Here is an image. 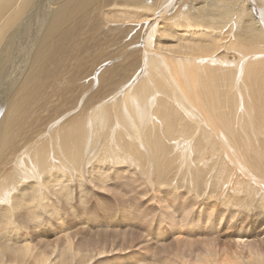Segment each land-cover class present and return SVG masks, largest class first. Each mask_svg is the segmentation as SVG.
<instances>
[{"label":"bare ground","instance_id":"1","mask_svg":"<svg viewBox=\"0 0 264 264\" xmlns=\"http://www.w3.org/2000/svg\"><path fill=\"white\" fill-rule=\"evenodd\" d=\"M258 1L262 2L261 6L258 5ZM174 6L177 7L173 9ZM12 19L13 25L9 34L6 35ZM20 25H22L20 32L16 28L13 29L14 26ZM129 39L132 40L130 45L127 44ZM234 45L240 51L233 54L236 56V59L233 60L231 57H228L229 55L225 57L223 51L222 54L225 58H221L222 55L219 49L224 47L230 51L235 48ZM134 52H136L137 57L135 56L128 60V68H113L119 62V60L113 61L117 55H123L125 56L123 59H125L134 56ZM88 57L91 67L89 72H83L84 69L80 68L85 63L83 60L87 61ZM221 59L224 60L223 63L226 62L224 65ZM238 63H240V66H238ZM101 66L102 68H100ZM85 68L88 67L86 66ZM235 68H239L238 77H234L237 72ZM135 72H137L136 76L131 78ZM228 72L229 74L226 78L232 77L230 81L232 85L240 78V89L243 86L245 87L244 89L248 88V86L249 88L251 87V91L249 90V92L252 98L250 100L246 98V103L249 102L248 105H250L253 101L254 104L252 103L251 108L249 107L250 109H244L243 113H239V109L241 108L238 109L239 111L235 110L239 113L237 125L233 123L236 127L232 126V124L229 126L227 119H224L226 116L222 121H219L221 124L223 122L228 133L232 132L230 135H234L235 140L243 141L246 138L248 141L247 146L249 145L246 154L243 153L245 156L240 154L239 147L241 145H238L241 142H239V144L237 143V152L239 151L237 156L223 151L224 154L221 157L229 164L236 163V165H241L242 162H245L256 176L264 178V134L259 135L260 133H258L257 136L254 134V136L245 137L244 139L241 137L238 139V134L240 133L238 132L237 134V126L243 128L245 124L243 122L240 124V117L242 118L243 114L246 117L248 114L251 116L256 115V117L254 116L255 119L253 116L251 117L256 122L246 119L250 123V126L252 122L253 127H256L257 124L255 123L264 127V2L262 0H0V198L12 201L10 206L0 205V264H90L93 259L107 253L103 244L101 246L98 245V251L94 253L96 248L94 249L92 246H97V244H86L83 246L81 242L75 243L73 240L75 235H72L70 232L72 237L67 230L70 221L67 226L64 221V214L68 211L73 213V216H77L75 213L77 207H74L70 203L73 192L77 195L78 201L83 208L89 201V192L92 189L90 188L91 190H89V187H84L86 182H84L85 185L82 184L83 177L81 176H84V173L82 172L81 174L80 171V167L83 165V168L86 164L87 155L95 151L93 154L100 157L93 158V156V159H97V161L105 160L109 163L111 162L110 160L113 162L116 159V157L115 159L109 158L110 152H114L116 153L114 156L116 155L117 159L122 158L125 160L123 158L125 155L120 158L117 152H115L119 151L118 147L129 154V157L126 156L128 159L134 158L139 161L141 160V162L138 161L139 163H146L144 161L147 156L145 157L144 152L147 150L141 148L146 142L152 156L149 158L150 161L147 160L150 162V166L147 165L145 172L143 171L142 175L139 174V178H141V182L144 184L140 189L143 188L145 191L150 186L163 187L165 185L163 181L167 180L165 178L166 175L164 171L162 173L161 169L160 171L158 170L160 167L155 169V163L162 160V155L168 149L165 145L168 143V140L177 136L178 132L175 131L177 130V128L175 129V125L177 126L179 121L183 123V127L179 125L184 132L188 127L186 121H184L186 118L183 119L180 116L181 114H178V109V111L174 110L173 106L175 105L169 107L168 102L170 101H168L166 96L173 95L175 99L186 102L190 107L197 106V113H201V110H199L201 109L199 106H202L199 101L201 96L199 97L198 93H202V100L204 101H206V98L211 99L212 94L217 90V86L219 85L217 84L219 83V78L222 79V77H217L216 75L219 76L220 73L222 75ZM127 81H130V83L126 87ZM221 81L223 82V80ZM119 86H123L124 88L120 92L121 95H117L116 97V93L119 94ZM90 89L92 90L89 93ZM93 91H96L101 97L96 103L89 104L87 101ZM113 93H115V96H113L116 99L110 105L108 98ZM246 93H243L244 96H246ZM230 94L227 95L230 96ZM240 96H243L242 93ZM119 97L121 98L120 102ZM170 100L172 101V98ZM107 101L109 105L105 104ZM155 102H157V105H154L155 109L153 111L157 112L161 118L159 124H157L156 117L152 116L153 111H151V107H153V103L155 104ZM178 104L180 105V103ZM213 105L215 107L214 102ZM119 106L122 107V110H120ZM109 109H111L110 113ZM70 111L72 112L69 113ZM236 112L234 115H236ZM212 116H215V114ZM198 117L200 119L201 116ZM114 118L118 120L119 125L128 129L129 134H131L129 138L121 129L122 127L118 126L119 134L113 135L116 142L112 139L111 141L109 140L108 133L113 132V125H111L112 122L110 120L113 121ZM126 118L129 121L124 120ZM234 118L232 117V122H234ZM193 122L195 121L193 120ZM216 123L218 124V120ZM210 126L212 127V125ZM138 129L141 130L142 135L137 132ZM194 129L195 125L193 124L192 131ZM252 133L250 134L252 135ZM206 134L210 138L211 134L209 131ZM216 136L218 137L215 134ZM141 139L145 142L143 143ZM183 139L181 141H184ZM221 141L218 140V142ZM200 144H204V142H199V139L193 144V152L197 151V153L195 152L197 155L195 156L194 154L191 165L188 166L189 164L185 163V166H188L185 167L186 169L191 167V172L194 173H192L194 175V183L198 184L207 172L205 167L207 163L204 164L203 162L204 165L197 167L199 166L197 164L198 160L200 162V159H203V156L199 153L203 152L204 147L200 148ZM234 144L230 145L233 147ZM208 145L213 146L214 144L213 142H208ZM213 147L214 149L216 148L215 145ZM259 151L260 153H258ZM233 152L236 153L235 151ZM148 155L150 157L149 153ZM166 155L168 156L169 154ZM211 156L213 155L211 154ZM209 158L212 161L214 160V158ZM88 161H90L89 158ZM122 162L124 163V161ZM129 162H126V164H129ZM167 162L169 161L167 160ZM137 163L134 164L136 165ZM194 163L197 164L196 168ZM64 164H70L69 166L71 167L66 168V172L68 171L67 169H72L71 173H73V179H75L76 184L74 180V183L71 182L72 177H69L70 179L67 177L68 180L63 179L65 182L54 183L58 178V180H61L62 177L66 176V173H61L57 168L64 167ZM130 164L132 167H135L133 163ZM114 165H110V167L109 164L106 167L102 166L111 169V166ZM174 165L176 166V164ZM100 166L96 163L95 167ZM87 167L89 166L87 165ZM55 168L58 170H55ZM180 168L182 169V167ZM83 169L82 171H84ZM128 169L124 170L128 172L126 176L121 174L123 179L119 176V179L124 182L125 186L127 183L124 179L131 178L128 176H134V179L139 180L138 177L136 178L137 174L134 173L136 169L133 170V168L132 171ZM248 169L244 168V172L246 170L249 171ZM91 170L93 171L92 168ZM100 170L98 173H94L93 177L97 179V181L94 180L95 182H101V184L106 182V186L108 183H114L115 187L119 189H121V186L124 187L118 180L109 178L108 172L106 174L105 172H100ZM221 170L218 166L214 171L212 170L211 180L214 179L215 181L218 179L222 175ZM177 171L179 174V170ZM111 172L112 170L110 174ZM159 172L163 181L159 179ZM38 174L42 177L39 180L36 179ZM72 175L70 174V176ZM31 178H35L36 183ZM89 178L91 179L90 183L92 182L93 184L94 181H92L91 177ZM234 179L236 178L234 177ZM255 179L259 180L260 178ZM208 180L210 181V179ZM224 180L226 181L225 178ZM90 183L87 185H91ZM225 184L224 187L226 189L229 186L227 183ZM41 185L44 187L41 188ZM47 186H50V191L45 193ZM174 188L176 187L174 186ZM235 188L237 189L236 186ZM157 189L160 191V188ZM134 191L138 192L140 190L135 189ZM258 191L261 192V189ZM192 192L195 196L196 192ZM260 192L258 193L261 197ZM41 193L43 195L42 201ZM94 193L99 194L96 191ZM144 193L146 194V192ZM232 193L230 194L233 195ZM249 194L251 198V191ZM136 195H140V193ZM150 195L152 196V194ZM132 197L134 201L135 198L138 201V196L133 195ZM207 199H209L208 196ZM209 200L208 203L212 202V200ZM231 201L232 199L228 202L230 203ZM235 202L237 200H233V203ZM222 203L226 206V203ZM64 204L66 207H64ZM98 204L102 206V212L105 213L107 204H104L101 200L100 203L94 202L95 207ZM210 208L209 212L211 215L213 213V206ZM246 209L248 208L246 207ZM259 210L261 212V209ZM102 212L101 214L106 219V213L103 214ZM80 221L79 223L82 224ZM90 221L97 223L102 220L91 217ZM263 223L264 217H262L260 223L256 224V227L263 226ZM28 225L31 228L33 227L32 230L36 234L35 239L36 237H39V240L43 239L41 236L44 235L43 230H45L46 225H49L51 235L53 233V235L58 237L57 234L62 233L64 237L60 243L57 242L58 239H52L49 242L42 240V243H39V241H33L30 238L32 236L27 232L29 229L27 231L23 230ZM96 225L100 226L101 224ZM182 225H184L183 222ZM180 227L183 228V226ZM32 230L29 232L31 233ZM115 232L113 231V233ZM144 232L148 233V231ZM127 233L131 234V231ZM110 235L113 236V234ZM204 241H206L205 247L198 251L196 250L197 252L192 251L195 252L192 258L186 260L180 256L181 260L177 263L264 264V237L257 240L259 242L258 245L246 244L245 249L239 244L235 245V248L222 245L220 240H216L214 243L208 240ZM216 246L218 247L216 248ZM161 257L156 262L152 258H150L152 261L145 259L147 262H142L143 264H170V262L166 263V261L172 260L174 263L177 260L173 257L162 260ZM133 260V264L139 261H135L136 259L134 258Z\"/></svg>","mask_w":264,"mask_h":264},{"label":"rangeland","instance_id":"2","mask_svg":"<svg viewBox=\"0 0 264 264\" xmlns=\"http://www.w3.org/2000/svg\"><path fill=\"white\" fill-rule=\"evenodd\" d=\"M262 1L264 2V0H262ZM258 2H259V4H258ZM258 2H257V4L259 6H261L262 2H260V1H258ZM178 3H180V2H178ZM176 7L177 6H174L173 9H175ZM12 25H13V19L10 21V26H9V28L6 31V35L9 34V31H10ZM15 28L18 29V31L20 32L21 28H22V25L14 26L13 29H15ZM131 43H132V40L129 39L127 44L130 45ZM137 45H139V44H137ZM234 47L235 48L234 49L232 48L233 50H230V51H228L224 47L223 48L221 47V49H219L221 51L220 54L222 55L221 58H223L224 56L226 57L227 55H229L228 57H231L233 60H235L236 56L233 55V54L237 53V52L239 53L240 51H238L239 49L236 47V45H234ZM224 49H225L226 52L224 51ZM222 51H223L224 56L222 54ZM133 55L134 56H130V57L125 58V59H123L125 56L117 55L116 58H115L116 60L113 59V61H118L119 60V62H117L114 65L113 68H128L127 67L128 60L133 58V57H135V56L137 57L136 52H134ZM88 59H89V57L86 59L87 61L83 60V62H85V63L80 68V69H84L83 72H89V70H90L91 65H90V62H89ZM221 61L223 63L224 60L221 59ZM225 63H223V65ZM106 64L108 65V63H106ZM106 64H104V65H106ZM238 64H239L238 66H240V63H238ZM104 65H103V67H104ZM86 66L88 68H85ZM100 68H102V66ZM235 69H236L237 72H236V75H234V77H238L239 76V74H238L239 68H235ZM119 71H117V72H119ZM136 73L137 72H135L134 73L135 75L133 74V76H131V78L136 76ZM221 73H220V75H221ZM228 74H229V72L228 73H223L222 75L223 76L225 75L224 77L222 75L221 76L220 75L219 76L216 75L217 77H222V79L219 78V83H217L219 85L217 86V90L214 91V93H213L214 95L212 94V98L211 99L206 98V101H204V100H202V97H203L202 93H198V96L199 97L201 96L200 99L198 97L200 103L202 104V106H199L201 108V109H199V110H201V113L200 112L197 113L198 112L197 106L196 107H190L188 104H186V102H183V101L181 102L180 100L175 99L173 97V95H170L171 98H172V101H171L170 100L171 98H169L170 96L169 97L166 96V98H168V101H170V102H168L169 107L175 105V106H173L174 110L175 111L179 110L178 114L179 115L181 114L180 116H182L183 119L186 118L184 121H186L188 127L185 129V132L188 133V134L186 135L184 130H182L181 126L183 127V123H181L179 121L177 123L178 127L175 125V129L177 128V130H175V131L178 132V134L176 136L177 138L176 137L175 138L174 137L170 138L168 140V143L171 142V143H169V145H168V143H166V144L164 143L167 146L168 149H166V152L164 154L165 156L162 155L164 158L161 156L162 157L161 159L163 161L161 160L159 162H156L155 166H154L155 169L160 167L158 170L160 171V169H161L162 173L164 171L166 176L169 175L168 177H166L164 175L167 180L163 181V179H161V174L159 172V175H160L159 179H161L164 182V184H165L163 187L150 186V187H155V188H150L149 187L148 189H145V191H144L143 188L140 189L141 187L144 186V184L141 182L142 180H141V178H139V176L143 174V171L145 172V170L147 168V165L150 166V162H149L150 159L149 158H151V156H152L151 152L148 150V145H146V142L144 140H142V139H141L142 142L143 143L145 142V143L143 144L144 147L141 146V148H144L143 150L149 151V152L146 151L147 153L144 152L145 153V157L147 156L145 161H144L146 163H139V162H141V160L140 161L136 160L134 158H131V156H130L131 159H128V157H129L128 155L129 154H127V152L123 151V149L118 148L117 147L118 145L115 143L117 146H114V147H117V149L119 150V151H115V152H117L118 157L120 156V158H121V157H123V155H125L123 158H125L126 161L123 160L122 158H121L122 160L119 159V158L117 159V156L116 155L114 156V154H116L114 152L113 153L110 152L109 158L110 159H115V157H116L117 160L116 159L114 160V161H116V163H114V161L112 162V160H110V159L109 160L112 163L111 162L108 163L105 160H101L103 162H101L100 160L97 161V159H93V158H98L100 156L93 154L95 151H92V154L90 153L89 155H87V160L85 162L86 164L84 165L85 168L84 167H83L84 169L82 168L83 165L81 167L79 166L81 168L80 169L81 174H82V172L84 173V176L83 175H81V176L83 178L84 177L86 178V179L84 178L85 181L82 178V181H83L82 184L85 185L84 182H86V185L84 187L85 188L89 187V190L92 189L91 192L92 191L93 192L92 193L89 192L90 193L89 194L90 197L88 198L89 199V201H88L89 203L87 202L86 206L84 208L79 203L78 197H77V195H75V192H73V195L70 198V203L72 205H74V207H77V210H75V213L77 214V216H73V213L68 211L67 213L64 214V218H65L64 221L66 223V226L68 225V222L70 221L69 226H67V228H68L67 230L69 231L68 232L69 234L71 232L72 235L73 234L75 235L73 237L70 234L74 238L73 240H74L75 243H80L81 242V244L83 246H85L86 244H93V245L97 244V246H92L94 249L96 248L94 250V253H96L98 251V249H97L98 245L101 246V244H103V247L107 250L106 251L107 253H104L99 258L93 259L90 264H133L134 263L133 258L136 259L135 261L139 260L138 262H136V264H139V263L143 264L142 261H144L146 263L150 258H152L153 261L155 260V262L159 261L161 255L163 257V258L161 257L162 260H165V259L167 260V259H169L171 257H173L175 260L177 259L174 263H173L172 260L166 261V263L170 262V264H178L179 261L181 260L180 256H181L182 259L185 258L186 260H189L190 258L193 257L195 252H197L199 249L204 248L205 245H206V241H204V240H208V241H211L213 243L216 242V240H220V243L222 245H226V246L232 247V248H235V245L239 244V245L243 246L244 249H245V245L246 244H254V245L255 244H257V245L259 244V242L257 240L264 237V229H263L264 228V223L262 224L263 226H261V227L260 226L256 227V224L260 223L262 221V217H264V209H262V208H264V207H262V206H264V189H263L264 188V178L256 176L253 173V170L250 168V166L247 165L245 162L241 161L242 162L241 165L240 164L236 165V163L235 164H233V163L229 164L221 156H222V154H224L223 151L225 153H231L233 156H237L239 154V151H241L240 152L241 155H243V153L246 154V150H248L249 145L247 146L248 141H247V139L245 137L254 136V134L257 136L258 133H260L259 135L264 134V127H263V125H259L258 123H255L256 122V120H254L255 117H256L255 114L252 115L254 119L251 118L252 116L250 114H248L250 117L248 115L246 117V115L243 114V116H244V117L242 116L243 119L240 117V119H241L240 120V124H242V122L245 123V124H244L243 128L237 126V134H238V132L240 133V134H238V139H239V137H241L242 139H244V138L245 139L243 141H240V140H235L234 139V135H232V136L230 135V134H232V132L228 133V131L224 127L223 122H222V124H221V122H219V121H222V119L226 116L224 119H227V121L229 123V126H230V124H232V126L236 127L237 118L239 117V113H243L244 109L249 108L250 106H252V103H253V101H252V103L250 102L251 103L250 105H248L249 102L246 103L247 99L250 100L252 98L251 95H250V92H249V90L251 91V87L249 88V86H248L249 89L247 87H246V89H244L245 87L243 86V88L240 89V87H241V84H239V79L240 78L237 79L238 80L237 82L235 81V78H234L235 83L232 85V83L230 82L232 77L229 76L228 78H226L228 76ZM221 80H223V82ZM129 83H130V81H127L125 86L127 87V84H129ZM220 83H221V85H220ZM226 85H228V87H226ZM230 86H232V88H230ZM123 88H124L123 86H119V94L116 93V97H117V95H119V96L121 95L120 92H122ZM91 90L92 89H90L88 92L90 93ZM223 92H225V93H223ZM241 93L243 95L242 97L240 96ZM243 93L244 94L246 93V96L247 95L248 96L247 97L244 96ZM227 94H230V96L227 95ZM113 95L115 96V93H113L112 95H109L110 97L108 99H109L110 103L107 101V102H105V104L109 103L111 105L112 101H114L116 99V97H114ZM232 96L235 97V98H233ZM237 96H238V98H237ZM100 97L101 96L99 94H97L96 91H93L91 93V95L89 96V100L87 102L89 104L93 103V102L96 103V101H98ZM113 97H114V99H113ZM236 98L238 99V101H237ZM207 99H208V101H207ZM222 99H223V101H222ZM120 100H121V98L119 97V102H120ZM154 100H156V98H154ZM233 100H235L236 103ZM213 102L215 104V107H213L214 106ZM241 102H243L242 104L244 106L241 104ZM169 103H171V104H169ZM178 103H180V105ZM217 103H218V105H217L218 107L220 105V109L219 110H218V107L216 106ZM225 103H227V104L229 103V104L227 105ZM232 104L235 107H231V106H233ZM102 105H103V103H102ZM154 105H157V102H155V104L153 103V107H151V109H152L151 111H153L155 109ZM119 107H120V110H122V107L121 106H119ZM211 107H212V109H210ZM216 107H217V109H216ZM239 108H241V109H239ZM73 110H75V109H73ZM220 110H222L223 113H221L222 111H220ZM235 110L239 111V113H237ZM72 111H70L69 113H71ZM108 111L110 113L111 109H109ZM234 111L236 112V115H234L235 114ZM185 114H187V115H185ZM214 114H215L216 117L212 116ZM179 115H178V118H179ZM210 115H211L212 118L209 117ZM217 115H219L220 118H218L219 116H217ZM152 116L156 117L157 124H159V122L161 121V118H160L159 114H157V112L153 111L152 112ZM198 116H201L202 118L200 117V119H199ZM231 116L235 117L234 120H233L234 122H232V117ZM187 118H189V119H187ZM191 119H193L195 122H193V120L191 121ZM246 119H249V120L251 119V120L255 121L254 123L257 124L256 127L252 126V122H251V126H250V123H248V121ZM124 120L129 121L127 118L124 119ZM217 120H218V124L216 123ZM110 121L112 122L111 125H113V132L112 133L111 132L108 133L109 136H112V137L108 136V138H109L110 141L112 139L114 142H116V140H115L113 135L119 134V127L118 126H121V125H119L118 120H116V118H114L113 121L112 120H110ZM133 121H135V120H133ZM209 122L212 123V124H210ZM192 123L195 125V129L193 131H192V125H193ZM233 123H235L236 125L235 124L233 125ZM210 125H212L213 129H211L212 127ZM204 127L212 135V137L210 135L211 139L207 136L206 133H208V131ZM123 128L124 127H122L121 129L123 130V132H125V135L129 138L131 134H129L127 128H124V129ZM196 128H197V130H196ZM247 128L251 129V130L253 129V130L251 131V130H248ZM233 129H235V128H233ZM240 129L243 130V131H241ZM256 129H258V130H256ZM139 130L140 129H138L137 132L141 134L142 132H141V130L139 132ZM178 130L180 131V135H179V131ZM115 131H116V133H115ZM212 131L215 132V133L213 134ZM218 131H220V132H218ZM182 132L185 133V134H183ZM197 132H199V133H197ZM249 132L250 133L253 132L252 135ZM196 133H197V135H196ZM246 133H247V135H246ZM204 134H206L205 136H207V137H205ZM215 134L218 135V137H220V138H218L217 136H216L217 137L216 138ZM178 135H179V138H178ZM190 135H192V136H190ZM239 135H241V136H239ZM180 136H183V137H180ZM184 137H186V138H184ZM230 137H232V138H230ZM108 138H107V140H108ZM189 138L191 139V141H189L190 140ZM204 138H206V139H204ZM182 139L184 141H181ZM198 139H199V142H201V143L204 142V144H200L201 145L200 148L204 147L203 148V152L199 153L201 156H203V159L201 158L200 162L198 160L197 164L199 166H197V164L194 163L195 164V168H196V166L200 167V166L204 165L205 163H207L206 164L207 166H205L206 170H207L206 175L199 182V184L198 183H194V178H193L194 177V175H193L194 173L191 172V167L189 169L185 168V167L190 166L191 162H193L194 154H195V156L197 155L196 154L197 151H195L196 153L193 152L194 151L193 150L194 149V145L193 144ZM206 140L207 141L209 140L208 142H213V144L215 145L216 148L214 149V147H213L214 145L213 146H211V145L209 146L208 142ZM218 140H220V141L221 140H226V141L218 142ZM193 141H194V143H193ZM234 142H235V144H234ZM239 142H241V143L239 144ZM242 142H243V144H242ZM218 143H220V144H218ZM179 144H180V146H179ZM228 144L229 145L230 144H232V145L234 144V146L232 147L231 145L229 146ZM235 145H236V147H235ZM237 145L238 146L241 145V147H239V151L238 152H237V147H238ZM212 147H213V149H212ZM224 147H225V149H224ZM211 149L215 151L216 157H215V153L213 154L214 151H212ZM226 149H228V150H226ZM232 149H234V150H232ZM204 151H205V153H204ZM217 151H219V152H217ZM233 151H235L236 153H234ZM120 152L121 153L125 152V153L121 154ZM148 153L150 154V157H149ZM258 153H260V151ZM112 154H113V156H112ZM166 154H169V155L167 156ZM188 154L191 155V156L189 155L190 158H189ZM207 154H209V155H207ZM211 154L213 156H211ZM126 156H128V157H126ZM169 156H170V158H169ZM171 156H172V158H171ZM173 156H174L175 159L173 158ZM208 156L211 157V159L214 158V160L213 161L210 160V158ZM243 156H245V155H243ZM90 157H91V159H90ZM88 158H89L90 161H88ZM132 159L134 160V162H133ZM147 160H149V161H147ZM167 160L169 162H167ZM223 160H225V161H223ZM95 161H97V162H95ZM122 161H124V163ZM136 161L137 162L139 161V162L137 163ZM105 162L109 164V167H110V165H114V164H116V165L111 166L112 167L111 169L109 167H107V168L110 169L109 170V169L105 168L106 166H108V164H106ZM126 162L127 163L129 162V164L133 163V165H135L134 163H137L139 165L136 164L137 165V168H136V165H135V167H132L131 164L130 165L126 164ZM203 162H204V164H203ZM225 162H227L228 164L225 163ZM96 163L99 166L101 165L100 166L101 168L100 167H95ZM98 163H100V164H98ZM173 163L176 164V166ZM185 163L189 164V165L185 166ZM91 164H93V165L91 166ZM94 164H95V166H94ZM119 164H120L121 167L119 166ZM124 164H125V166H124ZM219 164H221V165L223 164V165L221 166ZM224 164H225L226 167L224 166ZM69 165L70 164H66V165L64 164L65 169H64V167H60V168L57 167L59 170L57 168H55V170L61 171V173H63V174L66 173L65 174L66 176L62 177L61 180H58L59 179L58 178L57 181L54 182V183L57 184L58 182H61V181L65 182L67 177H68V179H70L72 177L71 178V182H73V180L75 181V179H73V175H72L73 173H71L72 169L71 170L67 169L68 170L67 172L69 173V176H68V173L66 172V168L71 167ZM87 165L89 167H87ZM102 165L105 166V167H103ZM158 165H160V166H158ZM217 166L220 168V170L223 167V169L221 170L222 175L219 176V178L214 181V179L211 180L210 177H211V174L213 173V171L217 168ZM90 167L93 169V171L91 170ZM126 167H128L129 169L126 168ZM173 167H174V169H172ZM180 167H182V169ZM96 168H97V170L98 169L102 170V168H103V170L102 171L100 170V172H105L106 174L108 172L109 173V178H111L113 180H118V182L121 183L124 186V187L121 186V189L123 188L125 191L123 189L121 190V189L115 187L114 183L113 184L112 183H108L107 186H106V182L104 184L103 183L101 184V182L100 183L99 182H95L94 180L97 181V179L93 177L94 173L95 172L98 173V171H99V170L97 171ZM139 168H140V170L137 171V169H139ZM234 168H235L236 172L234 171ZM244 168H246V169L249 168L248 169L249 171L246 170V172H244L245 171ZM82 169L84 171H82ZM87 169L89 170V172H88ZM125 169H128L129 171H132V169L133 170L136 169L135 170L136 172H134V173L137 174L136 178L138 177L139 180L134 179L133 178L134 176H128V177H131V178L124 179L126 181V183H127V185L125 186L124 182L121 181V179H119V176L122 178L121 174H123L124 176H126L128 174V172L124 171ZM63 170H64V172H62ZM111 170H112V172L110 174ZM170 170L173 171V172H171ZM177 170H179V174L177 173L178 172ZM184 170H186L187 173L184 172ZM239 171H241V172L238 173ZM90 173H92V174L89 175ZM225 173H227V174H225ZM70 174L72 176H70ZM229 174H230V176H229ZM87 175L92 178V181H94L93 184L96 183L95 185H93L92 182L90 183L91 179ZM184 175H186V176H184ZM224 175L225 176L227 175L229 177L226 178L227 176L225 177ZM232 175H233V177H232ZM246 176H247V178H246ZM38 177L42 178V177L39 176V174H38ZM117 177H118V179H117ZM234 177L236 179H234ZM184 178H185L186 181L184 180ZM206 178H207V180H206ZM224 178L226 179V181L224 180ZM255 178H258V179L260 178V179L257 180ZM31 179L33 181L35 180V178H31ZM63 179H65V180H63ZM189 179H191V180H189ZM208 179H210V181ZM255 180H257L258 182L255 181ZM204 181H205V183H204ZM222 181H223V183H222ZM229 181H231V182H229ZM234 181H235V183H233ZM252 181H253V183H251ZM34 182L36 183V180ZM87 182L90 183L91 185H87L88 184ZM218 182H220V183H218ZM97 183H98V185H97ZM191 183H192V186H191ZM209 183L212 186H210ZM225 183H227V185L229 186V187L226 188L227 190L224 187V185H226ZM75 184H76V181H75ZM100 184L102 185V187H101ZM215 184H217V185L215 186ZM249 184H251V185L249 186ZM256 184H257V186H256ZM234 185L237 187V189L235 188ZM70 186H71V183H70ZM174 186L176 188H174ZM252 186H254V187H252ZM99 187H100V189H99ZM199 187H201V188H199ZM49 188H50V186L46 187L45 193L47 191H50ZM93 188H96V189L93 190ZM157 188H160V191ZM223 188L225 189V192H224ZM73 189H74V187H73ZM126 189H129V190H126ZM135 189L136 190H140L141 192L143 191V192L142 193L140 191L135 192L134 191ZM230 189H232V190L230 191ZM259 189H261V192L258 191ZM106 190H108V191H106ZM146 190H149V191H146ZM95 191L97 193L99 192V194H95L94 193ZM100 191L101 192L103 191V192L101 193ZM132 191H133V193H132ZM192 191L196 192L195 193L196 198H195L194 193ZM237 191L238 192L241 191V192L238 193ZM250 191L252 193L251 194V198H250V194H249ZM144 192H146V194ZM258 192H260L261 197L259 196ZM104 193H105V195H104ZM126 193H127V195H126ZM138 193H140V195H136ZM154 193H156V194H154ZM230 193H232L233 195H231ZM150 194H152V196ZM222 194H223V196L225 194L226 197L225 196L223 197ZM91 195H93L94 197L91 196ZM133 195L139 197L138 201H136L137 198H135V201H134V199L132 197ZM100 196L103 197V198H101ZM207 196H208V198L210 200L207 199ZM221 196H222V198H221ZM262 197H263V200H262ZM224 198H226V199L223 200ZM234 198H236V199H234ZM227 199H228V201H230L232 199V201L229 203L228 201H226ZM100 200L103 201L104 204L105 203L107 204V207H106V210H105V213H106V216H107V218H106L107 220L104 219V216L101 214L102 206L100 204H98L95 207V205H94V202L100 203ZM208 200L209 201L212 200V202L208 203ZM233 200H237V202L233 203ZM241 200H242V202H241ZM214 201H216V202H214ZM222 202L226 203V206ZM261 202H263V203H261ZM213 203H216V204L213 205ZM79 204H80V206H78ZM232 204L236 205V206H233ZM241 204H242V206H241ZM169 205H171V206H169ZM210 205L213 206V209H214V210L212 209L213 213H211V215H210V212H209L210 211L209 209H211ZM64 207H66L65 204H64ZM246 207L248 209H246ZM244 209H245L246 212L244 211ZM259 209H261L262 213L260 212ZM143 210H145V211H143ZM102 213L105 214L104 212H102ZM91 217H94L96 219L98 218V220H102V221H98L97 223L93 222V221H90ZM79 221L82 224H80ZM182 222H183L184 225H182ZM96 224H101V225L97 226ZM102 224H104V225H102ZM180 226H183V228H181ZM29 227L30 226L28 225L25 228L26 230L25 229H23V230L27 231L29 229L27 232L29 233L30 236H32L30 238H32L33 241H36V240L39 241V243H42V240L45 241V242H49V240H52V239H58L57 242L60 243L61 240L64 237V235L62 233H58V232H57L58 233L57 234L58 237L56 235H53V233L51 235V232H49V225H46L45 226V230H43L44 235L41 236V237H43V239L41 238V240H39L40 239L39 237H36V239H35V236H36L35 231L32 230L33 227L32 228L30 227L31 229ZM69 228H70V230H69ZM30 230H32L31 233L29 232ZM113 231L114 232L116 231V232L113 233ZM130 231H131V234L127 233V232H130ZM144 231H146V232L148 231V233H147L148 235ZM109 233L113 234V236L110 235ZM121 233H123V234H121ZM115 234H116V236H115ZM75 237H77V238L75 239ZM259 241H261V240H259ZM213 245H215V244H213ZM217 247L218 246H216V248ZM193 249H195V250H193ZM192 251H195V252H192ZM137 254L139 255L140 258L138 257ZM141 255H142L143 258L141 257ZM146 255L150 256L149 259H148V256L146 257Z\"/></svg>","mask_w":264,"mask_h":264},{"label":"clouds","instance_id":"3","mask_svg":"<svg viewBox=\"0 0 264 264\" xmlns=\"http://www.w3.org/2000/svg\"><path fill=\"white\" fill-rule=\"evenodd\" d=\"M37 180H39L40 178L37 177ZM44 186L41 185V188H43ZM43 200V195L41 193V201ZM12 201L10 199H4V198H0V205H11Z\"/></svg>","mask_w":264,"mask_h":264}]
</instances>
